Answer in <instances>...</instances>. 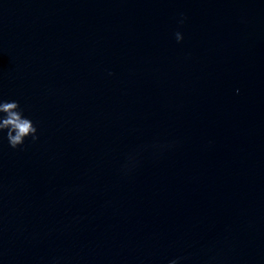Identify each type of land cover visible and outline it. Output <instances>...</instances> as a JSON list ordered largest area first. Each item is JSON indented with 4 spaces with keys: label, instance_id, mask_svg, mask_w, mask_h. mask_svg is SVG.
Instances as JSON below:
<instances>
[{
    "label": "water",
    "instance_id": "water-1",
    "mask_svg": "<svg viewBox=\"0 0 264 264\" xmlns=\"http://www.w3.org/2000/svg\"><path fill=\"white\" fill-rule=\"evenodd\" d=\"M0 101V264H264V0H0Z\"/></svg>",
    "mask_w": 264,
    "mask_h": 264
},
{
    "label": "clouds",
    "instance_id": "clouds-1",
    "mask_svg": "<svg viewBox=\"0 0 264 264\" xmlns=\"http://www.w3.org/2000/svg\"><path fill=\"white\" fill-rule=\"evenodd\" d=\"M175 35L177 42L182 41L181 33L177 32ZM0 113L3 114L0 116V133L6 131V138L12 149L22 148L29 137L33 141L39 138L36 126L24 116L18 101H0ZM170 264H177V261L173 260Z\"/></svg>",
    "mask_w": 264,
    "mask_h": 264
}]
</instances>
